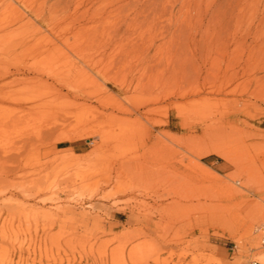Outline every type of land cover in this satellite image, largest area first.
<instances>
[{
	"label": "rangeland",
	"instance_id": "rangeland-1",
	"mask_svg": "<svg viewBox=\"0 0 264 264\" xmlns=\"http://www.w3.org/2000/svg\"><path fill=\"white\" fill-rule=\"evenodd\" d=\"M263 208L264 0H0V264H264Z\"/></svg>",
	"mask_w": 264,
	"mask_h": 264
},
{
	"label": "built area",
	"instance_id": "built-area-1",
	"mask_svg": "<svg viewBox=\"0 0 264 264\" xmlns=\"http://www.w3.org/2000/svg\"><path fill=\"white\" fill-rule=\"evenodd\" d=\"M258 233H259V248L264 253V223L259 225ZM251 264H259V262L253 260L251 261Z\"/></svg>",
	"mask_w": 264,
	"mask_h": 264
},
{
	"label": "bare ground",
	"instance_id": "bare-ground-1",
	"mask_svg": "<svg viewBox=\"0 0 264 264\" xmlns=\"http://www.w3.org/2000/svg\"><path fill=\"white\" fill-rule=\"evenodd\" d=\"M223 129H225V127L223 128ZM227 158V157H226ZM228 159H230V158H228ZM232 161V160H231ZM258 220H264V208L263 209H261V211H260V214L258 215ZM258 227H259V225L257 226V227H255V229H254V231H255V233L259 236V233H258ZM263 255H264V253H263ZM262 256V255H261ZM259 259H261L260 257H259ZM264 260V259H263ZM257 262H259L258 260H256ZM260 264H261V262H259Z\"/></svg>",
	"mask_w": 264,
	"mask_h": 264
}]
</instances>
